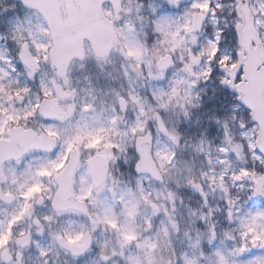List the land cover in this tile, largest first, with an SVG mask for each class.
<instances>
[{
	"label": "snow or ice",
	"instance_id": "1",
	"mask_svg": "<svg viewBox=\"0 0 264 264\" xmlns=\"http://www.w3.org/2000/svg\"><path fill=\"white\" fill-rule=\"evenodd\" d=\"M166 6L179 8L181 0ZM159 11L143 0H110L108 7L105 0H18L0 7V41L16 49L12 58L0 52V264H25L30 248L38 253L34 264H264V208L245 209L264 198V0H192L175 18ZM205 28L201 42L197 33ZM89 59L113 65L112 78L128 82L112 89L110 103L87 77V87L73 83L72 65ZM170 68L168 87L149 88L150 99L132 86L163 80ZM210 79L230 90L232 111L209 117L223 129L219 144L202 135L192 145L209 165L185 178L204 198L199 216L192 212L202 222L193 236L176 219L177 193L153 195L140 177L164 183L177 168L174 149L183 136L166 114L190 118L203 91L196 89ZM130 106L135 121L121 128ZM153 128L174 148H154ZM121 158L137 173L135 189H122L114 174ZM201 181L222 190L223 208L209 206ZM237 186L243 204L232 194ZM161 212L166 222L157 226L153 217ZM221 212L228 227L213 219ZM181 232L188 248L178 252L173 236Z\"/></svg>",
	"mask_w": 264,
	"mask_h": 264
},
{
	"label": "rangeland",
	"instance_id": "2",
	"mask_svg": "<svg viewBox=\"0 0 264 264\" xmlns=\"http://www.w3.org/2000/svg\"><path fill=\"white\" fill-rule=\"evenodd\" d=\"M166 4V0H159ZM13 3L10 0H0V7H2L4 4H11ZM148 3H151L150 1ZM192 3V0L184 2V6L188 7ZM251 3L254 4L255 0H251ZM181 4V5H183ZM147 5V4H145ZM147 9L145 10V15H147ZM172 18H175L176 15H166ZM23 18V15H22ZM33 22H35V16L32 17ZM205 25L207 26V20L205 21ZM152 34L149 31V36ZM199 36V40L202 42L208 37L207 30H203L201 33L197 34ZM141 35V39H144ZM150 38V37H149ZM153 39L154 36H153ZM15 43L11 40L8 41H0V52H3L4 55L8 56L9 58H12L15 56ZM114 65L116 68H119L120 64L123 61V58L120 56H114L113 57ZM15 63V61H13ZM22 70V69H21ZM174 69L168 70V73L166 77L163 80H154L151 82L145 81V80H135L133 83V87L136 89V91L140 94L142 97L149 98L150 95L144 96L141 92V89L144 91L149 92V88H158V87H168V77H170L173 73ZM111 73V76L109 75ZM13 75H16L13 73ZM71 75L73 79V83H78L80 87H87V81L85 78L87 77L92 85L98 90V94L102 99L107 101L108 103L111 102L112 97V89H115L119 91L121 89V85L125 89L128 87V82L124 80L119 79H113L112 77L116 76L117 73L113 70V65H105L104 67H101L94 59H89L87 61L83 62V67H81V62H76L72 65L71 69ZM21 81H24V77H20ZM31 84L33 91H37L36 85L33 84L31 81H29ZM203 89V91H200ZM197 91H200L201 95V104L202 106L207 103H212L213 95L212 93H220L221 98H219V102H217L214 105H209L208 108L201 111V117H198L197 119L200 121V124L202 125L201 128V134L199 137H197L195 140H188L185 139L183 142H181V147L176 148L178 155H177V168L172 169L166 177L164 183H155L152 181L148 176H141V182L143 183V186L146 190L153 192V195H156L158 193L163 192L165 195L167 194V189H171L174 191L175 187H177V182H180V180L184 177L189 176H199L200 171L202 169H207L209 167L207 161L205 160V153L202 152H196L193 150L192 145H195L199 138L203 135L206 136L207 140L211 142L212 146H215L220 143L223 136V129L220 128L218 125L215 124L214 121L210 120V116H217L221 119L228 117L231 114L232 111V95H230L228 92L221 90L218 87V83L215 79H210L207 81H201L199 87L196 89ZM107 93V96H104L103 94ZM150 94V92H149ZM83 95V94H82ZM151 98V97H150ZM107 106V103L105 104ZM178 112V110H177ZM171 114V111H169L167 115V119L169 121L170 127H175L176 124H174L171 119L169 118ZM125 115V121H123L120 124L121 128H126L129 124L133 123L136 118V111L131 106L128 109V112L124 114ZM178 115L182 118L184 116L178 112ZM151 121L149 124L151 125ZM211 132L209 133V131ZM153 131V146L154 148H164L168 147L170 148V141L165 137L162 133L157 134L155 128L152 129ZM157 139L159 140V143H156ZM172 145V144H171ZM133 147H129L127 156L128 158L132 159L134 156L132 153ZM208 151H211V147L207 149ZM216 155L215 152H212V156L214 157ZM229 159L232 161V168L238 169L241 166L240 161L235 160L234 154H232ZM213 164H215V161H213ZM116 165H118L116 167ZM113 166V171L116 176H118L122 180L121 188L127 189L128 187H132L135 189L136 187V180L137 175L134 173L128 172L130 169L131 163L124 166L123 158ZM119 165L121 166V169L119 168ZM189 168V172H186ZM118 169V170H117ZM222 169L220 167L216 168V172L219 173ZM231 171V168L229 169ZM227 179V177H225ZM204 191L207 193V200L209 203V206L212 208L220 207L223 208L225 206L224 202V193L219 188H216L215 186L209 187L208 184L205 181H201ZM195 194H197L200 198V203H197L196 205L189 206L188 204L180 201L179 203L176 201V219L181 223L182 227L185 229L190 230V234L195 236L196 235V229H202V222L199 221L196 217L192 216V212L196 211L197 216H199V213L201 211V206L203 203V197L201 196L199 191H196L192 188ZM220 201V204L218 202ZM240 203H244V200ZM247 208H264V200L261 198H254L253 200L249 201L245 205V209ZM203 211H207V209H203ZM142 213L144 215H150L151 209L144 210L142 209ZM241 215H243V210L241 212ZM213 219L217 220L220 227H228L227 222L224 220L223 214L217 213ZM164 220L166 222V218L164 217L163 212H161L159 215L153 217V222L155 225H160L161 221ZM195 221V223H193ZM47 243V241H46ZM173 245L176 247L177 251H183L188 248V240L183 237V233L175 234L173 236ZM217 245H219V241H217ZM255 253V250H254ZM92 257H88V259H91ZM68 259V257L62 256L61 260Z\"/></svg>",
	"mask_w": 264,
	"mask_h": 264
},
{
	"label": "trees",
	"instance_id": "3",
	"mask_svg": "<svg viewBox=\"0 0 264 264\" xmlns=\"http://www.w3.org/2000/svg\"><path fill=\"white\" fill-rule=\"evenodd\" d=\"M185 127H186V125L184 123H180L178 129H179L180 133H182V135L187 136L188 131L185 130ZM231 191H232L233 195H239L241 198L240 200H244L245 192L239 191L238 188H234V189L232 188ZM178 195L180 197H186L187 195L191 196L193 194L191 193V190L187 184H185V185L181 184L179 187Z\"/></svg>",
	"mask_w": 264,
	"mask_h": 264
},
{
	"label": "flooded vegetation",
	"instance_id": "4",
	"mask_svg": "<svg viewBox=\"0 0 264 264\" xmlns=\"http://www.w3.org/2000/svg\"><path fill=\"white\" fill-rule=\"evenodd\" d=\"M42 243H46V241H42ZM37 256L38 253L33 248L26 250L24 253L25 264H34L37 260Z\"/></svg>",
	"mask_w": 264,
	"mask_h": 264
},
{
	"label": "water",
	"instance_id": "5",
	"mask_svg": "<svg viewBox=\"0 0 264 264\" xmlns=\"http://www.w3.org/2000/svg\"><path fill=\"white\" fill-rule=\"evenodd\" d=\"M14 1H17L18 2V0H14ZM105 1H109L110 2V0H105Z\"/></svg>",
	"mask_w": 264,
	"mask_h": 264
},
{
	"label": "clouds",
	"instance_id": "6",
	"mask_svg": "<svg viewBox=\"0 0 264 264\" xmlns=\"http://www.w3.org/2000/svg\"><path fill=\"white\" fill-rule=\"evenodd\" d=\"M149 99H150V97H149Z\"/></svg>",
	"mask_w": 264,
	"mask_h": 264
}]
</instances>
